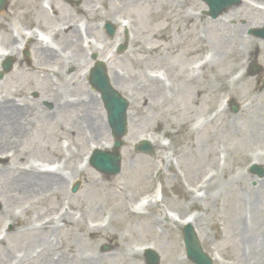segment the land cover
Wrapping results in <instances>:
<instances>
[{
    "label": "rangeland",
    "instance_id": "1",
    "mask_svg": "<svg viewBox=\"0 0 264 264\" xmlns=\"http://www.w3.org/2000/svg\"><path fill=\"white\" fill-rule=\"evenodd\" d=\"M70 1L51 0L56 14L32 0L0 10V100L21 107L14 119L0 115V264H145L148 245L159 264H194L183 248L186 214L212 264H264V176L250 171L253 162L264 169V52L254 51L264 39L247 32L263 25L264 4L242 0L211 19L201 0ZM51 20L81 25L84 42L71 32L28 40ZM7 47L14 53L1 56ZM93 55L129 100L121 171L110 177L88 164L93 146H112L88 84ZM145 137L155 138L152 157L134 151ZM50 163L63 186H18L26 169Z\"/></svg>",
    "mask_w": 264,
    "mask_h": 264
},
{
    "label": "water",
    "instance_id": "2",
    "mask_svg": "<svg viewBox=\"0 0 264 264\" xmlns=\"http://www.w3.org/2000/svg\"><path fill=\"white\" fill-rule=\"evenodd\" d=\"M208 7V13L212 17H216L221 12L237 5L239 0H204ZM5 0H0V9L3 7ZM108 34L112 35L114 29L106 26ZM254 34L264 38V28L255 30ZM11 63L5 65V71L10 70ZM91 85L95 90L99 91L107 111L108 123L112 130L114 139V148L111 152L96 150L91 157L90 164L97 171L106 175H115L120 172V154L119 148L124 144L122 136L126 133V115L125 111L128 102L114 89L109 83L106 69L102 63H97L93 70L90 79ZM234 110H236L234 108ZM145 153H152V147L149 143L145 142L140 147ZM253 171H257L260 176L264 175L262 170L252 166ZM75 186L72 191H76ZM184 235L185 245L187 247L188 257L196 264H211L210 259L202 252L198 239L192 228H184L182 230ZM146 261L148 264H158L159 257L153 251L146 252Z\"/></svg>",
    "mask_w": 264,
    "mask_h": 264
},
{
    "label": "bare ground",
    "instance_id": "3",
    "mask_svg": "<svg viewBox=\"0 0 264 264\" xmlns=\"http://www.w3.org/2000/svg\"><path fill=\"white\" fill-rule=\"evenodd\" d=\"M33 1V4L30 8H36V11L38 12H47V7L43 5V3L46 1V0H41V3L36 6V0H32ZM70 3V2H69ZM50 10L51 12L54 14V13H57V10L58 8L56 6H53V7H50ZM80 10V9H79ZM90 13V11H89ZM90 15H92L90 13ZM93 16V15H92ZM52 19V18H51ZM92 19V17H87V21L90 22V20ZM112 21L116 22L115 19H112ZM51 23H46V25H42V32L44 33V35L47 33V31L50 29L49 27L53 25V20L50 21ZM86 23V26H85V29H88L87 27V22L85 21ZM120 25L121 22H119ZM65 33L66 35L71 31V33H73L74 35L78 34L79 37H75L76 41L79 40L81 41L83 39V34H82V31L80 29V27L77 25L76 27L72 25L71 22L69 23H66L65 24ZM30 35H34V31L33 29H30ZM52 32V34L55 32V30H50ZM79 38V39H78ZM87 38V37H86ZM11 39H14V37H11ZM15 40V39H14ZM13 40L11 46L15 43ZM28 40L29 41H34V40H38V37L36 36V34L33 36H28ZM42 39H39V41L41 42ZM38 42V41H36ZM21 44V43H20ZM39 44V43H37ZM47 47V46H46ZM256 47L257 49H255L254 51H256L257 53H262L264 52V47L259 48L258 46H254ZM18 48V47H17ZM46 50V48H43V50ZM7 51V55H11L12 53H14V50L11 49V48H6L5 49ZM50 53V52H49ZM48 53V54H49ZM4 55V54H3ZM264 57V55H263ZM82 60H85V56L84 57H81ZM203 62L201 61L200 63H198L199 65L202 64ZM120 80V77L118 75H115L114 79L111 78L110 81H111V84L116 87V82H118ZM153 81V80H152ZM157 81V80H156ZM263 86V84H262ZM86 103L87 104H91V100L89 98L86 99ZM66 103H60V105H58L57 107L59 106H64ZM25 106L23 105L22 108H24ZM21 107H18V104H16L15 102H9V101H1L0 100V115H4V114H8L9 116L12 115L13 116V119H14V115L13 114H16L18 111H20ZM10 123V122H8ZM14 123V122H13ZM8 126H13L12 124L8 125ZM90 129L92 130L93 133H96V132H100L102 130V128H100L98 125L97 126H92L90 125L89 126ZM154 141V139H153ZM108 146V145H106ZM50 165H54L53 163L50 164ZM53 169L55 168H52V169H46L45 171H40V170H37L35 168H29V169H26L23 173V176L21 177L22 179V183L21 184H18V186L21 188V189H29L30 191H32V189H37V188H41V187H50L52 189H57L61 186H63V184L65 183V181L63 180L62 176L59 174V173H56L55 171L54 172H50L52 171ZM264 184V179L258 183L257 187L260 188L261 185ZM159 190H157V192L155 193V197H156V200L158 199L159 197ZM143 202L145 200H142ZM249 210L252 211V210H256V206H255V203H254V200L253 199H250V202H249ZM186 219H183V223L185 222H190V219L191 217L187 218L185 217ZM182 221V220H181ZM181 223V222H180ZM91 260V263L92 264H96L97 263V260L98 258L97 257H92L89 259V261Z\"/></svg>",
    "mask_w": 264,
    "mask_h": 264
}]
</instances>
